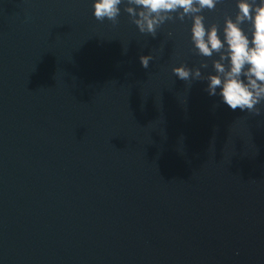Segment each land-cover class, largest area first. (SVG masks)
<instances>
[{
  "label": "water",
  "instance_id": "1",
  "mask_svg": "<svg viewBox=\"0 0 264 264\" xmlns=\"http://www.w3.org/2000/svg\"><path fill=\"white\" fill-rule=\"evenodd\" d=\"M92 2L0 0V264H264V109L172 74L190 22Z\"/></svg>",
  "mask_w": 264,
  "mask_h": 264
},
{
  "label": "clouds",
  "instance_id": "2",
  "mask_svg": "<svg viewBox=\"0 0 264 264\" xmlns=\"http://www.w3.org/2000/svg\"><path fill=\"white\" fill-rule=\"evenodd\" d=\"M223 3L224 0H93L92 15L97 22L108 21L115 27L123 12L140 34L152 38L165 24L190 22L191 51L201 62L192 68L185 64L173 67L172 74L187 85L207 81L205 91L209 96L219 95L231 110H247L258 116L264 109V0H235L236 11L223 16L222 26L208 22L205 13L217 11ZM167 35L171 38L173 33ZM123 51L126 53L127 48L123 47ZM154 59L152 54L139 57L145 69Z\"/></svg>",
  "mask_w": 264,
  "mask_h": 264
}]
</instances>
